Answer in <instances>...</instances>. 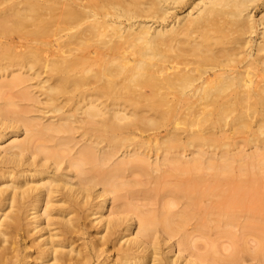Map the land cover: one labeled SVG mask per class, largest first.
<instances>
[{
	"label": "bare ground",
	"instance_id": "bare-ground-1",
	"mask_svg": "<svg viewBox=\"0 0 264 264\" xmlns=\"http://www.w3.org/2000/svg\"><path fill=\"white\" fill-rule=\"evenodd\" d=\"M0 165V264H264V0H0Z\"/></svg>",
	"mask_w": 264,
	"mask_h": 264
},
{
	"label": "rangeland",
	"instance_id": "rangeland-1",
	"mask_svg": "<svg viewBox=\"0 0 264 264\" xmlns=\"http://www.w3.org/2000/svg\"><path fill=\"white\" fill-rule=\"evenodd\" d=\"M1 166H2V165H0V167H1ZM8 210H9V209H8ZM8 210H7L6 212H8ZM87 223H88V224H87V227H88V230H89V233H90V234L85 235V237H86V239L90 240V239H89V238H90L89 236H91V233H92V232H93V234H94V233H95L94 231H96V230L93 229L94 226L91 228V224H90L88 221H87ZM89 225H90V226H89ZM94 228H95V227H94ZM95 229H96V228H95ZM43 233H44V231H43ZM94 235H95V234H94ZM45 237H47V234H45L43 237H40L39 240H41V239H43V238H45ZM91 237L94 238V236H91ZM95 237H96V236H95ZM96 238H98V237H96ZM96 238H95V239H96ZM91 239H92V238H91ZM37 240H38V239H37ZM88 240H86V242H87ZM10 242H11V239H10ZM81 242H84V240L81 239V240H79L78 243H81ZM87 243H88V242H87ZM7 245H8V244H7ZM1 252H2V248H0V254H1ZM7 252H9L8 254L10 255V251H7ZM112 256H113V255H112ZM112 256H111L110 260H112V258H113ZM110 260H109V261H110ZM103 261H104V260H103ZM103 261H102L101 259L97 260L96 258H94V259H92L91 264H101V263H103V264H107V262L104 261V262H105V263H104ZM109 261H108V262H109Z\"/></svg>",
	"mask_w": 264,
	"mask_h": 264
}]
</instances>
